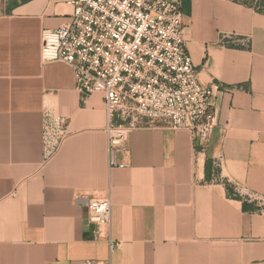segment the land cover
Returning <instances> with one entry per match:
<instances>
[{
    "label": "crops",
    "instance_id": "crops-1",
    "mask_svg": "<svg viewBox=\"0 0 264 264\" xmlns=\"http://www.w3.org/2000/svg\"><path fill=\"white\" fill-rule=\"evenodd\" d=\"M71 1L0 0V264H264V13L183 0L198 80L220 87L209 134L134 130L109 168L102 94L81 102L72 68L40 56ZM48 107L68 136L44 162ZM91 198L110 214L88 231Z\"/></svg>",
    "mask_w": 264,
    "mask_h": 264
},
{
    "label": "built area",
    "instance_id": "built-area-1",
    "mask_svg": "<svg viewBox=\"0 0 264 264\" xmlns=\"http://www.w3.org/2000/svg\"><path fill=\"white\" fill-rule=\"evenodd\" d=\"M71 5L64 25L42 30L40 56L72 68L81 102L102 94L109 168L125 167L116 156L127 152L134 130L184 129L207 138L220 87L198 80L185 44L182 0H72ZM67 123L55 109L44 108V162L61 149ZM86 209L87 222L96 226L108 220L110 201L91 198Z\"/></svg>",
    "mask_w": 264,
    "mask_h": 264
},
{
    "label": "trees",
    "instance_id": "trees-1",
    "mask_svg": "<svg viewBox=\"0 0 264 264\" xmlns=\"http://www.w3.org/2000/svg\"><path fill=\"white\" fill-rule=\"evenodd\" d=\"M239 1L242 2V3H244V4H247V5L251 6V5L248 4V2H247L248 0H239ZM251 1H252V0H251ZM182 3H183V0H182ZM254 3H255V4L258 3L257 5H255V7H256L255 9H256L257 11H259V12H263V13H264V9H263V8H264V0H255ZM260 5H262V6H260ZM251 7H253V6H251ZM253 8H254V7H253ZM182 9H183V8H182ZM233 196H237L236 193L233 192ZM250 202L253 204L252 201L247 202V200H244V202H243V208L246 209V208L248 207L246 203H249L250 205H252ZM251 207H252V206H251Z\"/></svg>",
    "mask_w": 264,
    "mask_h": 264
},
{
    "label": "water",
    "instance_id": "water-1",
    "mask_svg": "<svg viewBox=\"0 0 264 264\" xmlns=\"http://www.w3.org/2000/svg\"><path fill=\"white\" fill-rule=\"evenodd\" d=\"M85 223L87 225L88 231H93L94 230L95 226L93 224H90V223L87 222V215H86Z\"/></svg>",
    "mask_w": 264,
    "mask_h": 264
},
{
    "label": "rangeland",
    "instance_id": "rangeland-1",
    "mask_svg": "<svg viewBox=\"0 0 264 264\" xmlns=\"http://www.w3.org/2000/svg\"><path fill=\"white\" fill-rule=\"evenodd\" d=\"M254 1H255V0H252V1H251V0H248L247 2H248V4H250L251 6H253L254 9H255V8H256L255 5H257L258 3L255 4ZM260 6H262V5H260ZM263 9H264V8H263ZM255 10H256V9H255Z\"/></svg>",
    "mask_w": 264,
    "mask_h": 264
}]
</instances>
